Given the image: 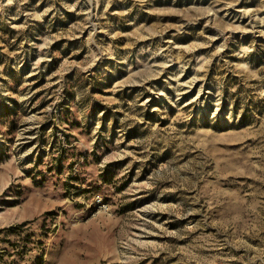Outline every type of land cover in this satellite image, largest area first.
Masks as SVG:
<instances>
[{
    "label": "rangeland",
    "instance_id": "obj_1",
    "mask_svg": "<svg viewBox=\"0 0 264 264\" xmlns=\"http://www.w3.org/2000/svg\"><path fill=\"white\" fill-rule=\"evenodd\" d=\"M0 264H264V0H0Z\"/></svg>",
    "mask_w": 264,
    "mask_h": 264
},
{
    "label": "snow or ice",
    "instance_id": "obj_2",
    "mask_svg": "<svg viewBox=\"0 0 264 264\" xmlns=\"http://www.w3.org/2000/svg\"><path fill=\"white\" fill-rule=\"evenodd\" d=\"M9 2H10V0H9Z\"/></svg>",
    "mask_w": 264,
    "mask_h": 264
}]
</instances>
